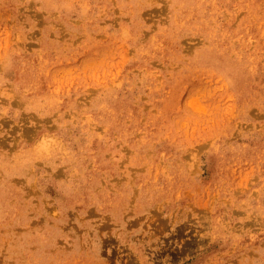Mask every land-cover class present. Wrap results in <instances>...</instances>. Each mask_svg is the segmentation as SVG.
I'll return each mask as SVG.
<instances>
[{
    "label": "rangeland",
    "instance_id": "obj_1",
    "mask_svg": "<svg viewBox=\"0 0 264 264\" xmlns=\"http://www.w3.org/2000/svg\"><path fill=\"white\" fill-rule=\"evenodd\" d=\"M0 264H264V0H0Z\"/></svg>",
    "mask_w": 264,
    "mask_h": 264
}]
</instances>
